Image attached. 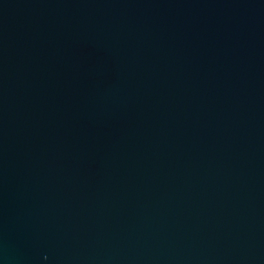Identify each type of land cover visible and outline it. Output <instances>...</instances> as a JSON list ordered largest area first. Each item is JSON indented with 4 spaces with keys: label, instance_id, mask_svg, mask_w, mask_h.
<instances>
[{
    "label": "water",
    "instance_id": "1",
    "mask_svg": "<svg viewBox=\"0 0 264 264\" xmlns=\"http://www.w3.org/2000/svg\"><path fill=\"white\" fill-rule=\"evenodd\" d=\"M0 264H264V0H0Z\"/></svg>",
    "mask_w": 264,
    "mask_h": 264
}]
</instances>
